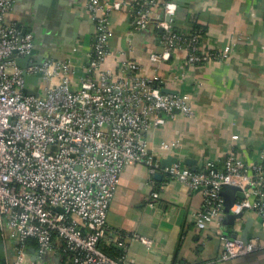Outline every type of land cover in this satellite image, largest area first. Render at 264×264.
Wrapping results in <instances>:
<instances>
[{
  "label": "built area",
  "instance_id": "1",
  "mask_svg": "<svg viewBox=\"0 0 264 264\" xmlns=\"http://www.w3.org/2000/svg\"><path fill=\"white\" fill-rule=\"evenodd\" d=\"M15 0H0V224L3 232L17 240L16 254L8 264H34L30 248L40 256L56 255L61 249L64 264H126L100 248L106 240L126 250L124 235L113 232L107 223L111 200L124 169L144 163L150 173L159 169L149 146V130L164 123L177 110L193 114L189 96L163 92V79L148 74L142 64L126 60L122 73L104 67L112 53L113 30L109 23L115 10H126L136 29L151 23L162 29L164 50L154 54L161 62L177 50H186L192 65L228 57L227 52L200 51V32L186 36L172 30L177 3L165 0H89L88 7L98 31L93 54L79 88L71 79L73 62L44 58L31 59L26 67L16 57L31 54L34 36L22 33L5 16ZM126 71L130 73L127 74ZM40 74V94L26 76ZM179 149L180 143H164ZM171 178L191 190H202V202L193 211L197 227L222 223L226 216L221 195L226 183L238 185L245 197L238 198L233 212L254 210L264 231V154L262 160L248 163L230 154L225 168L208 161L201 170L176 159L164 168ZM152 196L157 198L158 192ZM37 240L35 247L28 240ZM150 246L153 239L135 234ZM221 260H232L264 249V238L232 237L221 232Z\"/></svg>",
  "mask_w": 264,
  "mask_h": 264
},
{
  "label": "crops",
  "instance_id": "2",
  "mask_svg": "<svg viewBox=\"0 0 264 264\" xmlns=\"http://www.w3.org/2000/svg\"><path fill=\"white\" fill-rule=\"evenodd\" d=\"M181 1L187 11L184 15L176 14L172 27L188 32L195 23L199 24L200 51L227 52L228 57L217 56L192 65L186 62V50H177L169 59L155 62L153 55L161 54L164 45L162 30L154 22L139 30L133 27L126 10H115L109 17L112 53L104 67L121 74L126 60L142 64L146 73L158 74L163 79V88L188 95L193 114L176 112L149 130V146L159 169L152 174L144 163L127 166L107 215L109 228L124 235L127 248L123 250L115 243L103 241L120 251L114 257H123L126 264H264V249L232 260L220 259L221 232L241 237L252 218L250 238H261L253 235L255 231H263L254 210H246L235 222L224 219L220 224L212 222L201 229L192 214L202 202V190H191L164 171L174 158L186 164L184 160L190 154L197 160V170L208 161L223 169L230 154L248 163L262 160L264 0ZM88 2L15 0L5 16L6 23L14 24L21 32L32 33L39 40V55L73 62L74 88L80 87L85 76L98 31ZM174 140L180 143L179 149L170 150L164 145ZM153 192L159 196L154 198ZM3 233L9 262L16 254L18 242ZM135 234L153 239V244L142 243L134 238ZM35 254L38 259L34 264H53L55 255L45 260L37 251Z\"/></svg>",
  "mask_w": 264,
  "mask_h": 264
},
{
  "label": "water",
  "instance_id": "3",
  "mask_svg": "<svg viewBox=\"0 0 264 264\" xmlns=\"http://www.w3.org/2000/svg\"><path fill=\"white\" fill-rule=\"evenodd\" d=\"M175 3H177L178 8H177V15H184L185 11H187V7L184 5V3L181 0H174ZM62 3H64V1H62ZM66 4V3H65ZM63 6V5H62ZM62 6H60V8H62ZM59 7V4L56 6V8ZM53 12H50V15ZM162 30V29H161ZM163 31V30H162ZM22 33H26V32H22ZM12 58L16 59V63L21 66V67H26L31 59H36L38 63H41L44 60V56L39 55V40L34 38V48L31 52V54L25 56V57H16V55L14 54L12 56ZM40 74L36 75V76H30L27 75L26 76V81L30 82L33 81L37 86L36 89H26L27 93H33L36 95L40 94V90H39V84L41 82V78H40ZM163 92L166 93H174L177 94L176 91L169 89V88H163ZM177 112H180L179 110H177ZM173 159V158H172ZM174 161H176V158L173 159ZM184 162L191 166V168L193 170H197V160L195 158H193V154H190L188 157L185 158ZM221 195L224 198V206H225V211H226V216H225V220L229 221L231 220V222H235V220L237 218H241L244 213L243 212H233L231 209L234 205V203L236 202V200L238 198H243L245 197V193L243 192L242 188L238 185H233V184H229L226 183L223 185V188L221 190ZM253 219L249 218L243 233L241 235V239H243L244 241L248 240L250 238V229H251V224H252ZM254 236L257 237H261L264 238V231H255ZM233 237H237V235L235 234V236ZM30 251L33 253V260H37L38 259V255L35 254L36 249L35 248H30ZM45 260H48V256H44L43 257ZM61 259H60V254L57 253L54 258H53V264H60ZM0 264H8V254H7V250H6V245H5V238H4V233H3V229L2 226L0 224Z\"/></svg>",
  "mask_w": 264,
  "mask_h": 264
},
{
  "label": "trees",
  "instance_id": "4",
  "mask_svg": "<svg viewBox=\"0 0 264 264\" xmlns=\"http://www.w3.org/2000/svg\"><path fill=\"white\" fill-rule=\"evenodd\" d=\"M165 0H158V9L159 10H162V3L164 2ZM172 30L174 31V32H176L177 34H183V35H186V36H190L191 34H194V33H196V32H200L201 31V26L199 25V24H197V23H195L194 25H193V27H192V29L190 30V31H188V32H184V31H182L181 29H178L177 27H172ZM204 168V166H202V168H200V169H198V170H201V169H203ZM229 235V234H228ZM230 236V235H229ZM36 243H37V240L35 239V238H31V239H29L28 240V245L30 246V247H35L36 246ZM100 248L102 249V250H104L107 254H109V255H111V256H115V255H117V254H120L119 252L120 251H116V250H114L113 249V247L112 246H110L109 244H107L106 242H104V241H101L100 242ZM59 254H61L62 253V251H61V249H59ZM52 257V255H49L48 256V260L50 259Z\"/></svg>",
  "mask_w": 264,
  "mask_h": 264
}]
</instances>
